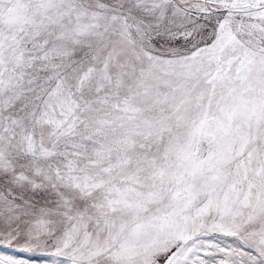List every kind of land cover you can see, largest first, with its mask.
I'll use <instances>...</instances> for the list:
<instances>
[{"label": "snow or ice", "instance_id": "1", "mask_svg": "<svg viewBox=\"0 0 264 264\" xmlns=\"http://www.w3.org/2000/svg\"><path fill=\"white\" fill-rule=\"evenodd\" d=\"M0 264H264V0H0Z\"/></svg>", "mask_w": 264, "mask_h": 264}]
</instances>
